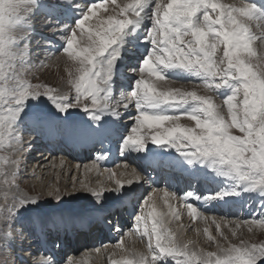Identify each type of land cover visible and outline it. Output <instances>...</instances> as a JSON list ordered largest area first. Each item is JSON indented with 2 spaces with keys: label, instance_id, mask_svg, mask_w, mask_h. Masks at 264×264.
I'll use <instances>...</instances> for the list:
<instances>
[{
  "label": "snow or ice",
  "instance_id": "6c2138e0",
  "mask_svg": "<svg viewBox=\"0 0 264 264\" xmlns=\"http://www.w3.org/2000/svg\"><path fill=\"white\" fill-rule=\"evenodd\" d=\"M71 13L74 22L62 23ZM38 19L59 43L42 33L37 39ZM257 41L264 49V0H0V264H86L87 252L59 253L106 228L119 233L113 255L122 256L110 264H264V241L250 242L241 232L264 230V54ZM53 58L67 72L66 91L28 79ZM190 78L199 81L191 90L174 86ZM74 110L87 116L86 127L70 122ZM125 114L131 124L118 142L121 157L148 159L155 155L149 146L163 148L175 157L152 159L150 167H178L196 183L203 173L221 186L201 193L189 183L178 195L152 187L127 162L116 165L124 169L119 173L101 170ZM37 142L49 146L44 162L58 169L57 179L28 195L20 184ZM59 145L92 154L85 178L70 177L71 192L59 187L67 164L53 154L63 153ZM92 171L107 173V181L92 186ZM143 185L150 190L135 198L134 186ZM73 193L94 203L70 214L59 205ZM241 199L249 212L236 221L208 217L197 206ZM49 200L57 207H45ZM129 208L126 232L116 218ZM185 210L188 225L181 222ZM189 230L197 239L186 238ZM126 236H137L143 249H126ZM201 236L207 247H198Z\"/></svg>",
  "mask_w": 264,
  "mask_h": 264
},
{
  "label": "rangeland",
  "instance_id": "374dc122",
  "mask_svg": "<svg viewBox=\"0 0 264 264\" xmlns=\"http://www.w3.org/2000/svg\"><path fill=\"white\" fill-rule=\"evenodd\" d=\"M117 1H120L121 2V0H117ZM70 18H72L73 20L75 19V16H71ZM60 19H61V22L62 23H66V21L69 19V18H65V17H60ZM38 22L39 21H37V25L39 26V24H38ZM69 24H71V23H69ZM40 29V28H39ZM37 32H38V35H37V39H39L40 38V35H39V33H42L44 36H46V37H48L50 40H52L54 43H59V41H57L56 40V38L54 37V36H51L49 33H47L46 31H44V30H42V29H40V30H37ZM254 47L257 49V51L258 52H260V53H262V54H264V49H261V47H260V43H259V41H257L255 44H254ZM55 58H53V60H54ZM34 63H38V62H36V61H34ZM45 64L46 65H48V66H46V67H41L39 70H36L35 68L33 69V73H34V75H30V76H28V79L30 80V82L31 83H33V84H35V83H45V84H48V85H50V86H53V87H62L63 88V90H67V86L66 85H62V83H61V77H63L65 80L67 79V72H65L64 70H59V69H57V67L56 66H54L52 63L50 64V62H48V61H45ZM52 65H53V67H52ZM50 71V72H49ZM169 75H171V74H169ZM175 82H178V83H180L181 85H179V86H177V87H180V86H183V87H185V88H188L189 90H191L193 87L192 86H194L195 84H197V83H199V81L196 79V78H190V79H177V81L175 80ZM185 84V85H184ZM192 85V86H189V85ZM200 92H201V94H204V91H203V89H200L199 90ZM219 102V101H218ZM75 114H77L78 116L79 115H82V116H79V118H80V120H82L83 122H85V124L86 125H88L89 123H90V121H88V118H87V116L84 114V113H81L79 110H74L73 111V113H72V115L74 116ZM73 116H71L70 117V119H72L73 118ZM78 119V118H77ZM130 124H131V121L130 120H128V118H127V115L125 114V116L119 121V123L117 124V127L120 125V130L121 131H123V132H125V134L127 133V131H128V128L130 127ZM120 131V132H121ZM120 132H117V134L118 135H120V136H122V134L120 133ZM123 137V136H122ZM36 146H37V143H36ZM36 146H35V149L38 151V149L36 148ZM116 146V145H115ZM64 147V146H63ZM150 147V146H149ZM156 147H151L150 148V150L151 149H155ZM34 149V148H33ZM158 149V148H157ZM165 150V149H164ZM151 151H153V150H151ZM56 152H57V150H56ZM53 152V154H55V158H56V160L57 161H59L58 159L61 157V156H66V154H63V153H61V154H57V153H59V152ZM46 153H49L48 151L46 152ZM45 153V154H46ZM81 153V152H80ZM82 154V153H81ZM129 154H131V153H129ZM134 154H137V153H134ZM0 155H4V153H2V152H0ZM30 155H32V157H30ZM30 155H28V156H26L25 157V167L27 168V171L26 172H24L23 173V176H24V178L22 179V182H21V184H20V188H22V189H24V193H28V195H33V194H35L36 192H40L41 190L39 189V187L37 186V185H35L36 183H35V181L34 180H36V179H40L41 178V180H42V177H44V176H46V175H48V173H47V171H49V170H54L55 172L56 171H58V169H52V168H49L48 166H47V164L45 163V162H43L44 161V156L43 157H39V156H36V154H32V152L30 153ZM48 155H50V153L48 154ZM83 155V154H82ZM85 155H86V153H85ZM140 155V157H139V159H144L145 158V156H142V155H145V154H139ZM80 157L79 156V152H77L76 153V155H75V157L74 158H71L70 159V161H73L75 164L76 163H79L80 165L81 164H83V165H85V163L86 162H92V160H91V158L92 157H90V158H87L85 161L83 160V159H81V160H78V157ZM90 156V155H89ZM88 156V157H89ZM92 156V155H91ZM142 156V157H141ZM132 157V156H131ZM67 158H69V156L67 155V157H65V159H67ZM130 158V157H129ZM28 159V160H27ZM73 159V160H72ZM76 159V160H75ZM138 160V159H137ZM29 161V162H28ZM32 161H36V162H34V163H32ZM128 159H127V161H125L124 159H121V161H120V163H122V165L125 163V162H127L128 163ZM26 162H28V163H26ZM38 162L40 163V165H42V166H39V164H38ZM83 162V163H82ZM30 164V165H29ZM128 165H130V168L128 169L129 171L131 170V168L132 167H135L134 165L132 166L131 164H128ZM36 166V167H35ZM0 167H3V165H0ZM40 167V168H39ZM114 167H116V166H113L112 167V164L110 163V166H109V168H114ZM175 169V168H174ZM31 172H30V171ZM33 170H35V175H33ZM39 170H42V176L41 177H39V173H40V171ZM138 170H140L141 171V169L139 168ZM161 171L162 172H164L163 170H162V168H160V172H159V174H161ZM142 172V171H141ZM31 175H30V174ZM155 173H156V169H155ZM26 174V175H25ZM75 171L74 172H70V174L68 175V181H69V188H67V189H72V182H71V178L70 177H75ZM81 174L82 173H80V175H79V178L80 179H83V177L81 176ZM67 175V173H64V174H62V176L64 177V176H66ZM97 177L95 178V177H93L92 178V186H96V183H94L97 179H100V180H102V181H107L106 179L104 180L103 179V177H99L98 175H96ZM99 177V178H98ZM149 177V176H148ZM160 180V177H159V175H158V177L157 178H153V180H152V182H155V183H157L156 181H159ZM162 180L164 181V176H162ZM50 181L52 182H54L55 181V177H51L50 178ZM164 182H166V179H165V181ZM28 183V184H27ZM30 183V184H29ZM162 184V183H161ZM145 186V185H144ZM165 187L166 185H159V186H157V187ZM77 187H79V185H77ZM152 187H154V186H152ZM67 189H65L67 192H71V191H68ZM136 190H137V192L139 193V192H141V191H139V186H137L136 187ZM133 193L135 194V191L133 190ZM146 189H145V192H144V194L143 195H146ZM143 195H140V196H138V198H140V197H142ZM135 202H136V199L134 198V200H133V204H135ZM43 204H44V206L45 207H49V208H54V207H57V205L55 204V202H53V201H44V202H42ZM94 203V201L92 200V198L89 196V195H86L85 193H82V194H79V195H69V196H66V197H64V199H63V201L61 202V204L59 205V207L60 208H63V209H66V210H68V212L70 213V214H74V213H79L80 211H82V210H85V209H87V208H89L92 204ZM231 205H233L234 206V204H228L226 207L228 208V206H231ZM241 207H243V205H241V206H239V215H237V214H232V215H230L229 213H226V214H224V213H221V214H218L217 212H214V211H208L209 213H206V214H209V215H213V216H218V217H223L224 219H226V220H232L233 219V221H236V220H240V219H244V218H247V216H245V217H243V216H241V214L242 213H244V212H246V211H248L249 212V209L247 208V209H245L244 207H243V210L241 209ZM247 207V206H246ZM133 210V209H132ZM131 210V211H132ZM213 213V214H212ZM216 213V214H215ZM133 214V213H132ZM132 214L131 215H126L125 217H123V219L121 220V223H122V225L125 227V231L127 232V230L128 229H126L127 228V226H129L130 225V223H131V216H132ZM222 215V216H221ZM126 218L128 219V220H126ZM213 227H215L214 225H213ZM171 228V227H170ZM256 229V228H255ZM254 229V231H253V233H247V232H245V233H243L244 234V238L245 239H249V241L250 242H257V243H259V242H261V241H264V230H261V229H259L258 228V231L257 230H255ZM260 230V231H259ZM225 231H227L226 229H225ZM243 231V229H241V232ZM189 235V234H188ZM95 237V236H94ZM129 238V236H126L125 237V240H127ZM94 239L95 238H93V241H92V243H91V246L89 247V249L88 248H86L87 250H92V248L94 249V248H96V249H99V248H101L100 249V251L101 250H103L105 247H107V246H111V247H113V246H115V244L117 243V240L116 239H114L111 243H108L107 241V243L105 242H103L104 243V245H100V243H102V240H100L99 238H96V240H99V241H97V242H95L94 241ZM81 242H82V239H80V238H78V240H77V242L75 243L73 240H72V242L71 243H69V244H67L63 249H61V253L63 252V253H68L70 256L72 255V256H75V255H78V252L77 251H82L81 253H83V252H86L87 250L85 249V247H87V245L85 244V246H80L81 245ZM128 242H129V240H128ZM233 242H235V240L233 241ZM89 244V243H88ZM71 245H73L72 246V250H70V248H71ZM100 245V246H99ZM68 249H67V248ZM79 248V249H78ZM207 250H209V251H211V250H214V248H207ZM72 251H73V253H72ZM80 253V252H79ZM113 255V254H112ZM111 255V256H112ZM79 256H81V254L79 255ZM104 256H101L100 257V259L99 260H95V257H94V260H95V262H96V264H110V261L111 260H116V259H113L112 257H110V255L108 256L110 259H108V261L106 262V259L105 258H103ZM117 258V257H116ZM101 261V262H100Z\"/></svg>",
  "mask_w": 264,
  "mask_h": 264
},
{
  "label": "bare ground",
  "instance_id": "6f19581e",
  "mask_svg": "<svg viewBox=\"0 0 264 264\" xmlns=\"http://www.w3.org/2000/svg\"><path fill=\"white\" fill-rule=\"evenodd\" d=\"M118 3L120 2V1H117ZM232 2V0H221V3H231ZM76 14L75 13H71V14H68V15H66V16H61V17H65V18H69L67 21H66V23H73L74 22V20L72 19V18H70L71 16H75ZM37 21H39V19L37 20ZM38 24H39V22H38ZM37 30H40L39 29V26L37 25ZM49 62V61H48ZM53 64L54 66H56V62H55V59L52 61V62H50V64ZM53 65H52V67H53ZM59 70H64V65H63V63L61 62L60 63V66H59ZM50 72V71H49ZM63 72V71H62ZM177 81V80H176ZM179 85H181L180 83H178V82H174V86H179ZM185 85V84H184ZM189 85V84H188ZM189 86H192V85H189ZM193 87V86H192ZM70 122L71 123H73L75 126H77V127H79V128H84V127H86V125H85V122H83L82 120H80V118H74V119H70ZM184 122V120H183V118H182V121H181V123H183ZM36 144V143H35ZM36 148L38 149V151L35 149V150H32V154H36V156H39V157H46V156H49L48 154L49 153H46L47 152V150H44V149H46V147H45V145L44 146H42L41 144H40V142L38 143L37 142V146H36ZM49 148V147H48ZM47 148V149H48ZM150 150V149H149ZM77 152H80V150L79 151H76V152H71V153H73V154H75L76 155V153ZM150 152H151V150H150ZM41 153H43V155H41ZM46 153V154H45ZM63 153H65V152H63ZM151 153H153V154H155L153 157H149L148 159H146V158H144V160H143V162L145 163V164H148V163H150V161L152 160V159H159V157L160 156H164V157H166L167 159L171 156V158H174L175 157V155H172V154H169L168 152H166L164 149H161V148H158L157 149V151H152ZM66 154V153H65ZM30 155V154H29ZM67 155L69 156V158H67V159H65L66 160V162H67V164H66V169H65V173H67V175L66 176H62V175H60V177H59V187L61 188V190L63 191V190H65V189H67V188H69V185L71 184H69V181H68V175L70 174V173H68L67 172V168H71V172H74L75 171V177H78L79 178V175H80V173H82L81 174V176L83 177V178H85L84 177V166L85 165H90L92 162H86L85 163V165H83V164H79V163H74L73 161H70V159L71 158H74L75 157V155H69V154H66V156L65 157H67ZM139 155V154H138ZM146 155V154H145ZM145 155H142V156H145ZM79 156H81V157H79V158H81V159H84V157L86 156H84V155H82L81 153H79ZM141 156V157H142ZM64 157V158H65ZM78 157V156H77ZM44 159V158H43ZM28 160V159H27ZM59 160V159H58ZM73 160V159H72ZM76 160V159H75ZM78 160H80V159H78ZM135 160H137V156H135L134 155V157H132V160H129L128 161V164H132ZM29 162V161H28ZM28 162H26V163H28ZM34 162H36V161H32V163H34ZM44 162V161H43ZM41 163V162H40ZM40 163L38 162V164H39V166H42V165H40ZM57 163H58V161H57ZM83 163V162H82ZM110 163H111V155H110V157L106 160V161H103V162H101V170L103 169V168H109V166H110ZM42 164V163H41ZM77 164H79L81 167H80V169L79 170H77L76 168H75V165H77ZM30 165V164H29ZM133 166V165H132ZM36 167V166H35ZM40 168V167H39ZM129 168H130V165H129ZM112 169H114L115 171H117L118 173L119 172H122V171H124V169H123V167H120V168H117V167H114V168H112ZM174 170H178V171H174ZM30 171V170H29ZM40 171V173H39V177H41L42 176V170H39ZM31 172V171H30ZM160 172V168L159 169H157L156 168V173H159ZM177 174H176V173ZM33 173V172H32ZM47 173H48V175H46V176H44V177H42V180H41V178L39 179H36V180H34L35 181V185H37L38 187H39V189L42 191H46L47 190V188H46V185H48V184H53V183H56V176L54 175V173H55V171L53 170H49V171H47ZM179 173V174H178ZM30 174V173H29ZM36 174V173H35ZM161 174H162V171H161ZM169 176H168V178L166 179V182H165V184L164 185H166V183H167V185L165 186V187H168V190H175L177 193H178V195L179 194H182L183 192H185L186 190H188V187H189V183H192V186H193V188L195 189V190H197V191H199V192H201V193H203L204 191H206V190H208L209 188H212V190H215L216 188H218V187H220L221 185L220 184H218V183H214L210 178H208L207 180L203 177V173H199V174H197L196 175V180H198L199 181V183H196L195 182V180H193L192 179V177L190 176V174H189V172H186V171H182L180 168H172V167H168V173H167ZM26 175V174H25ZM31 175V174H30ZM96 175H98L97 174V172L96 171H92V172H90V173H88V179H90L91 180V182H92V178L93 177H97ZM93 176V177H92ZM188 176V177H187ZM51 177H55V181L53 182H51L50 181V178ZM100 178L101 177H103V179L105 180H107V173H104L102 176H99ZM98 177V178H99ZM158 176H156L155 178H157ZM81 178V177H80ZM94 179V178H93ZM210 180V182H211V185L209 184V183H207V181H209ZM156 182H158V181H156ZM95 183V182H94ZM154 184H156L155 182H153ZM28 184V183H27ZM30 184V183H29ZM163 184H160V185H163ZM67 187V188H66ZM164 187V188H165ZM160 188H163L162 186L160 187ZM68 191H72V189L70 188V189H67ZM21 191L24 193L25 191H24V189H22L21 188ZM28 194V193H27ZM79 194H82V193H73L72 195H79ZM87 195V194H86ZM161 195H162V193H161ZM193 203L194 204H196V202L195 201H193ZM243 200H242V205H243ZM217 203H214L213 205H202V204H200V205H197L198 206V209H199V211H202L203 213H204V215H206V216H208V217H213V215H209V214H206V213H209L208 211H214V212H217L218 214H221L220 213V211L218 210V209H216L215 207L217 206L216 205ZM232 204H234V205H236L235 203H232ZM228 205V204H227ZM245 209H247L248 207H246V206H243ZM243 207H241V209L243 210ZM130 209V208H129ZM228 209V208H227ZM158 211H167V209L165 208V209H161V208H159L158 207ZM224 213H226V212H224ZM213 214V213H212ZM216 214V213H215ZM248 215V211H246V212H244V213H242L241 214V216H243V217H245V216H247ZM222 216V215H221ZM215 217H218V216H215ZM219 218V217H218ZM226 220V219H225ZM233 220V219H232ZM183 224H185V225H188L189 223H190V220H189V218L187 217V214H186V210H185V215H184V217L182 218V221H181ZM196 226H198V227H200L201 229H203V227H204V224H203V222L202 221H200V220H197L196 221ZM169 227H171L172 229H175V227H176V222H173V223H171L170 225H169ZM212 232H213V235H215V227H213L212 226ZM255 230H257L258 231V228H256ZM260 231V230H259ZM245 232H247V228L245 227V228H243V231H242V233H245ZM189 234V235H188ZM95 236V237H94ZM110 236L111 235H109L108 237H106V240H110ZM80 239H82V242H81V245L80 246H85V244L87 245V247H85V249L86 248H88L89 249V247L91 246V243H92V241H93V238H95L94 239V241L95 242H97V241H99V240H96V238H99L100 240H102V243H100V245H104V243L106 242V240H104V238H102V237H99L98 235H97V233H93V234H91V235H82V236H80L79 237ZM186 238L187 239H193V240H195V239H197V237L194 235V233L191 231V230H189L188 232H187V234H186ZM199 239H200V241H201V243L198 245V247H207L204 243H203V240H204V238L201 236V237H199ZM77 240L78 239H74L73 241L76 243L77 242ZM128 240H129V242H128ZM105 241V242H104ZM104 242V243H103ZM89 243V244H88ZM107 243V242H106ZM99 245V246H100ZM124 247L126 248V249H130V250H135V251H139V250H141V249H143V247H144V244H143V242H141L140 240H139V238L137 237V236H134V237H130V238H128L127 240H125V238H124ZM191 247V246H190ZM67 248V247H66ZM68 249V248H67ZM79 249V248H78ZM99 249H101V248H99ZM87 250V249H86ZM114 251H116L117 253H119V250H116V249H114V246L113 247H109V246H107V247H105L103 250H101L99 253H97L96 252V248H92V250L90 251V250H87L86 252L88 253V255L87 256H84L83 257V259L86 261V264H96V262H95V260L97 261V260H99L100 259V257L101 256H104L103 258H105L106 260H108V259H110L108 256L110 255V257H112L113 259H116V260H119V259H121L122 258V256L120 255V254H116V255H112L113 254V252ZM80 252V253H79ZM78 252V255H75V256H77V257H80L79 255L81 254V256H82V254L84 253H81L82 251L80 250ZM112 255V256H111ZM72 256V255H71ZM94 257H95V260H94ZM117 257V258H116ZM128 258H132L130 255L128 256ZM98 262V261H97ZM101 262V261H100Z\"/></svg>",
  "mask_w": 264,
  "mask_h": 264
}]
</instances>
